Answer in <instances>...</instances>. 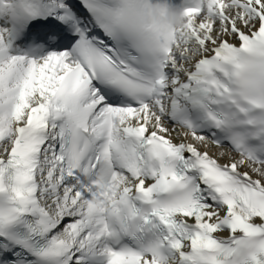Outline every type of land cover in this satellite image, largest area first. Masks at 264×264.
<instances>
[{"label":"snow or ice","instance_id":"6c2138e0","mask_svg":"<svg viewBox=\"0 0 264 264\" xmlns=\"http://www.w3.org/2000/svg\"><path fill=\"white\" fill-rule=\"evenodd\" d=\"M168 3L0 0V264H264V0Z\"/></svg>","mask_w":264,"mask_h":264},{"label":"clouds","instance_id":"9594fccd","mask_svg":"<svg viewBox=\"0 0 264 264\" xmlns=\"http://www.w3.org/2000/svg\"><path fill=\"white\" fill-rule=\"evenodd\" d=\"M183 11L168 3V0H145L143 23L148 30L161 35L182 26Z\"/></svg>","mask_w":264,"mask_h":264}]
</instances>
